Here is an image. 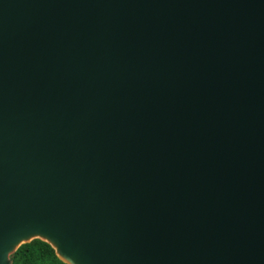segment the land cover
I'll list each match as a JSON object with an SVG mask.
<instances>
[{"label": "water", "instance_id": "water-1", "mask_svg": "<svg viewBox=\"0 0 264 264\" xmlns=\"http://www.w3.org/2000/svg\"><path fill=\"white\" fill-rule=\"evenodd\" d=\"M264 264V0H0V264Z\"/></svg>", "mask_w": 264, "mask_h": 264}, {"label": "trees", "instance_id": "trees-1", "mask_svg": "<svg viewBox=\"0 0 264 264\" xmlns=\"http://www.w3.org/2000/svg\"><path fill=\"white\" fill-rule=\"evenodd\" d=\"M11 260L12 264H65L51 245L39 239L22 245Z\"/></svg>", "mask_w": 264, "mask_h": 264}]
</instances>
